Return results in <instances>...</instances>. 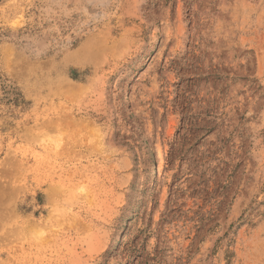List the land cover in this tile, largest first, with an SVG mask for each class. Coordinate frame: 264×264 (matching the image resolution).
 Returning <instances> with one entry per match:
<instances>
[{
    "label": "rangeland",
    "instance_id": "374dc122",
    "mask_svg": "<svg viewBox=\"0 0 264 264\" xmlns=\"http://www.w3.org/2000/svg\"><path fill=\"white\" fill-rule=\"evenodd\" d=\"M0 264H264V0H0Z\"/></svg>",
    "mask_w": 264,
    "mask_h": 264
}]
</instances>
